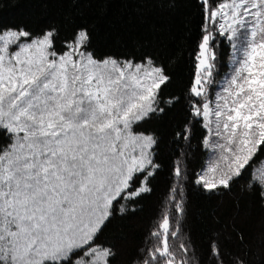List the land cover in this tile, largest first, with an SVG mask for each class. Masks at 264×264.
Listing matches in <instances>:
<instances>
[{"label": "snow or ice", "instance_id": "obj_1", "mask_svg": "<svg viewBox=\"0 0 264 264\" xmlns=\"http://www.w3.org/2000/svg\"><path fill=\"white\" fill-rule=\"evenodd\" d=\"M198 3L205 23L186 106L211 156L191 182L220 195L243 179L264 205V0ZM67 22L74 26L63 39L55 23L0 25V264H115L109 229L135 212L161 169L160 138L144 124L181 102L162 97L172 76L159 54L97 58L89 27ZM218 38L232 50L222 82L214 79ZM191 125L173 134L172 183L150 246L129 264H250L222 237L210 238L202 257L182 236ZM228 234L243 248L242 232Z\"/></svg>", "mask_w": 264, "mask_h": 264}, {"label": "trees", "instance_id": "obj_2", "mask_svg": "<svg viewBox=\"0 0 264 264\" xmlns=\"http://www.w3.org/2000/svg\"><path fill=\"white\" fill-rule=\"evenodd\" d=\"M172 3L173 7L160 8L146 0H0V25L19 24L36 30L55 23L60 26L63 39L71 35L74 25L67 22L71 17L75 24H86L92 31L91 50L97 58L139 56L148 51L159 54L167 63L172 79L162 88V97L179 96L181 102L144 124V129L160 138L161 169L151 181L152 192L139 200L135 212L121 221L120 227L109 229L117 245L115 264H129L138 249L150 246L149 233L154 230L158 208L172 183V137L187 120H192V135L186 157L187 213L182 236H190L202 257L210 238L222 237L232 252L249 253L246 259L250 264H264V205L252 199L246 181L240 180L231 192L220 195L202 192L191 182L211 156L201 143L206 129L188 116L186 106L187 89L196 73V45L205 20L198 0ZM215 50L214 79L220 82L231 69L232 50L223 38H218ZM217 89L218 85H214L210 92ZM233 228L245 235L243 248L228 234ZM174 242L179 243L180 238Z\"/></svg>", "mask_w": 264, "mask_h": 264}, {"label": "rangeland", "instance_id": "obj_3", "mask_svg": "<svg viewBox=\"0 0 264 264\" xmlns=\"http://www.w3.org/2000/svg\"><path fill=\"white\" fill-rule=\"evenodd\" d=\"M229 66H231V69H230V71H229V73L227 74V76L231 73V70H232V57L230 56V58H229ZM225 77H223L222 79H221V81L220 82H222L223 81V79H224ZM211 90V89H210ZM218 90V89H217ZM215 93L216 92H213L212 94L213 95H215Z\"/></svg>", "mask_w": 264, "mask_h": 264}]
</instances>
